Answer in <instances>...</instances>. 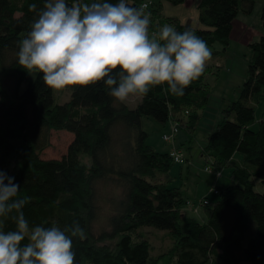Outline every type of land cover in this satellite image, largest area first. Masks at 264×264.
<instances>
[{
    "label": "trees",
    "instance_id": "1",
    "mask_svg": "<svg viewBox=\"0 0 264 264\" xmlns=\"http://www.w3.org/2000/svg\"><path fill=\"white\" fill-rule=\"evenodd\" d=\"M126 2L133 7L148 4L152 33L151 3ZM33 3L39 10L44 0H0V172L21 186L18 198H31L23 209L30 227L55 223L63 229L78 221L85 238H72L75 264H159L164 258L167 264H264V110L252 127L255 106L264 107V4L262 34L248 43L251 57L239 96L222 110V120L201 150L213 173L229 168L230 182L217 188L214 201L202 204L207 219L200 223L183 214L182 191L170 185L173 158L147 143L142 118L162 126L171 121L179 129L193 127L196 113L188 107L199 108L207 100L204 73L183 96L171 94L166 84L155 86L139 95L133 107L111 97L103 82L67 87L69 99L58 103L42 74L18 63L19 41L37 18L29 12ZM254 5L255 0H196L198 24L174 18L171 26L195 32L207 45L225 46L233 20L239 12L250 14ZM187 114L189 122L183 125ZM60 130L72 133L66 151L43 157L50 132ZM101 184H111L115 191L107 195ZM104 198L110 201L106 225L95 232L98 200ZM142 227L167 231L171 245L154 254ZM4 230H15L14 222L7 220ZM108 240L115 242L111 246Z\"/></svg>",
    "mask_w": 264,
    "mask_h": 264
},
{
    "label": "clouds",
    "instance_id": "2",
    "mask_svg": "<svg viewBox=\"0 0 264 264\" xmlns=\"http://www.w3.org/2000/svg\"><path fill=\"white\" fill-rule=\"evenodd\" d=\"M148 4L126 0H44L27 36L19 41L18 63L42 74L54 90L103 82L119 102L167 85L171 94L184 90L205 71L212 52L195 32L163 25L149 33ZM0 172V264H75L73 239L85 238L78 221L63 229L30 227L23 209L30 197L18 198L21 186ZM11 220L15 230L5 231ZM27 239V243H23Z\"/></svg>",
    "mask_w": 264,
    "mask_h": 264
},
{
    "label": "rangeland",
    "instance_id": "3",
    "mask_svg": "<svg viewBox=\"0 0 264 264\" xmlns=\"http://www.w3.org/2000/svg\"><path fill=\"white\" fill-rule=\"evenodd\" d=\"M153 8L151 12L155 30L152 33H158L163 25L171 26L172 19H177L183 23L195 25V7L196 0H188L185 4L172 5L169 2L162 0H147ZM163 3L165 5H163ZM264 4V0H255V5L250 14L238 13L233 20V28L230 33L229 42L223 46L219 42H214L208 45L212 52L211 59L207 62L203 75V83L208 90V97L201 107H188L191 113H196L193 127L183 129L180 128L176 137L175 143L183 150L184 157L187 161L182 163L173 162L169 175L171 177L170 185L178 187L189 203H196L198 199L215 184V177L212 171L204 170L210 162H205L201 156V149L206 145L208 136L217 128V124L222 120V110L239 96L240 88L247 76L248 63L251 57V50L246 39L256 41L262 34V25L260 20V8ZM180 7V9H179ZM156 9V11H155ZM150 33V35L152 34ZM54 98L58 103L67 101L70 97L68 88L54 90ZM140 100L139 95H130L125 101L129 106L133 107ZM190 115H184L182 124L186 125L189 122ZM260 117L258 107H255V126ZM172 122L169 121L165 126L158 124L149 117L142 118V128L148 132L147 143H159L157 151L168 149L161 138L163 132H168ZM254 127V128H256ZM72 133L66 130L51 131L50 145L42 151V156L60 157L65 151L68 143L71 140ZM157 147V146H156ZM162 152V151H160ZM89 158L83 156V161L89 164ZM221 176L216 179L215 187L224 188L230 182V170L225 167L221 170ZM100 185V191L105 190V194H112L115 190L111 184ZM257 190H261L262 186L258 183ZM209 192L210 200L217 197L212 190ZM196 195V196H195ZM109 200L107 198L98 200L100 206L99 216L93 224V229L98 232L106 225L107 209L109 208ZM185 215V214H184ZM141 231L149 234L148 238L151 241L153 253L166 251L171 245L170 239L166 237L167 231L153 228L142 227ZM115 240H108L106 243L113 245Z\"/></svg>",
    "mask_w": 264,
    "mask_h": 264
},
{
    "label": "crops",
    "instance_id": "4",
    "mask_svg": "<svg viewBox=\"0 0 264 264\" xmlns=\"http://www.w3.org/2000/svg\"><path fill=\"white\" fill-rule=\"evenodd\" d=\"M162 1H164V0H162ZM163 5H165L164 3H163ZM179 9H180V7H179ZM195 21L197 22V9H196V7H195ZM196 24H198V22L197 23H195V25ZM246 43H247V45H248V43L250 42V40H248V39H246V41H245ZM255 107H258V109H259V112H260V117H261V113H262V110H264V107H262V105H256ZM260 117L258 118V120L260 119ZM256 121V120H255ZM252 127L254 128V127H256L255 126V124H252ZM149 144L151 145V146H153L155 149H160L159 148V143H157V141H156V143H154V142H149ZM166 144H168L169 146V148L168 149H166V150H160V151H169L170 150V148H171V144H169V143H167L166 142ZM173 144L175 145V146H177L176 145V143H175V139H174V141H173ZM157 146V147H156ZM202 150V149H201ZM186 161H187V158H186ZM221 174H222V172H220V175L219 176H221ZM214 177H215V184H216V178L218 177V176H216L215 174H214ZM215 184H212L211 186H210V188L202 195V197L200 198V199H198V201L196 202V203H194V202H191V203H189L188 202V200H186V203L183 205V207H182V212H183V214H185V215H187V216H190V217H192V218H194V219H196L198 222H200V223H203V222H205L206 221V219H207V217H206V213H205V211H204V207L202 206V205H200L199 204V201L203 198V197H207V199L209 200V201H214V200H210V198L208 197L209 196V192H211L210 190L213 188V187H215ZM217 188V187H216ZM183 194V193H182ZM196 196V195H195ZM184 197V196H183ZM185 198V197H184ZM217 198V197H216ZM145 233H147V232H145ZM147 236H149V234L147 233ZM149 239V238H148ZM149 242H150V244H151V241L149 240ZM151 246H152V244H151ZM154 251V250H153ZM159 264H167V258H164V259H161L160 261H159Z\"/></svg>",
    "mask_w": 264,
    "mask_h": 264
},
{
    "label": "built area",
    "instance_id": "5",
    "mask_svg": "<svg viewBox=\"0 0 264 264\" xmlns=\"http://www.w3.org/2000/svg\"><path fill=\"white\" fill-rule=\"evenodd\" d=\"M145 4V3H143ZM179 131V128H178V125L176 123H172L171 124V127L169 128V131L168 132H163L162 133V139L171 144V148L169 150V154L170 156L173 158V161L174 162H177V163H182V162H185L186 158L184 157V154H183V150L181 147L179 146H175L173 144V141L177 135ZM204 170L206 171H210L209 170V167L208 166H205L204 167ZM220 170L216 171L215 172V175L216 176H219L220 175ZM213 192L217 193V188L216 187H213L211 189ZM208 203V199L207 197H203L200 201H199V204L202 205V204H206Z\"/></svg>",
    "mask_w": 264,
    "mask_h": 264
}]
</instances>
